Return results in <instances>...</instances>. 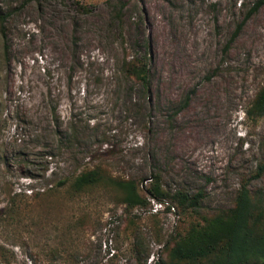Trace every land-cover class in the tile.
Listing matches in <instances>:
<instances>
[{
	"label": "rangeland",
	"instance_id": "obj_1",
	"mask_svg": "<svg viewBox=\"0 0 264 264\" xmlns=\"http://www.w3.org/2000/svg\"><path fill=\"white\" fill-rule=\"evenodd\" d=\"M255 1L0 0V264H164L244 183L264 191V118L247 115L264 86ZM97 166L145 195L157 174L203 192L201 209L62 184Z\"/></svg>",
	"mask_w": 264,
	"mask_h": 264
},
{
	"label": "trees",
	"instance_id": "obj_2",
	"mask_svg": "<svg viewBox=\"0 0 264 264\" xmlns=\"http://www.w3.org/2000/svg\"><path fill=\"white\" fill-rule=\"evenodd\" d=\"M40 1V0H28ZM264 7V0H256L244 23ZM10 15L0 14V32L6 38L5 23ZM238 28L236 35L241 30ZM128 76L141 81L148 88L146 67L128 64ZM186 106V104H185ZM249 118H264V86L256 94L250 108ZM264 174L261 165L258 177ZM159 174L153 176L151 186L140 188L134 179L114 177L105 167L86 169L62 184L82 194L100 187L112 188L121 195L128 209L143 208L150 200L166 204L171 201L183 211H199L204 200L203 192L191 197L188 193L166 191ZM250 183H244L238 192L234 206L228 210L203 216V222L192 224L185 235H178L167 242L168 261L164 264H264V191H253ZM170 209V208H168Z\"/></svg>",
	"mask_w": 264,
	"mask_h": 264
},
{
	"label": "built area",
	"instance_id": "obj_3",
	"mask_svg": "<svg viewBox=\"0 0 264 264\" xmlns=\"http://www.w3.org/2000/svg\"><path fill=\"white\" fill-rule=\"evenodd\" d=\"M158 203V202H157ZM160 205H164V204H162V203H159ZM168 204V203H167Z\"/></svg>",
	"mask_w": 264,
	"mask_h": 264
}]
</instances>
